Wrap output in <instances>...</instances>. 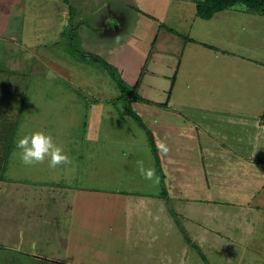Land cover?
<instances>
[{
	"label": "rangeland",
	"instance_id": "1",
	"mask_svg": "<svg viewBox=\"0 0 264 264\" xmlns=\"http://www.w3.org/2000/svg\"><path fill=\"white\" fill-rule=\"evenodd\" d=\"M185 2L0 0V133L5 123L17 125L5 171L9 181L0 182V264H62L36 257L56 253L59 245L51 238L59 236L64 227L55 215L45 217L48 222L38 221L42 211L36 201L38 191L62 186L130 189L140 184L136 160L142 159L146 168L156 170L146 132L130 116L120 117L124 108L110 76L97 63L79 60V55H97L113 66L117 60L124 61L146 72L148 79L137 87V94L145 98L161 102L168 95L184 98L189 93L183 82L188 85L198 77L208 81L209 75L205 73L206 79L204 72L192 76L189 58L185 63L182 60L180 69L177 50L161 53L155 48L171 30L179 34L181 38L174 37L181 43L186 38L203 40L190 30V24L201 23V19ZM135 104L132 109L153 140L166 135L170 145L171 131L158 128L155 118L166 113L169 119L175 116L179 122L185 121L166 104ZM35 131L50 135L71 163L51 169L46 158L44 164L23 165L16 141ZM40 204L44 206L45 201ZM100 245L110 244L106 238ZM117 246L123 252V244ZM114 247L107 248L98 264H124ZM258 249L256 246V264H264Z\"/></svg>",
	"mask_w": 264,
	"mask_h": 264
},
{
	"label": "crops",
	"instance_id": "2",
	"mask_svg": "<svg viewBox=\"0 0 264 264\" xmlns=\"http://www.w3.org/2000/svg\"><path fill=\"white\" fill-rule=\"evenodd\" d=\"M196 2H185L195 14ZM200 19L190 30L203 40L181 43L171 30L155 50H177L178 68L189 58L191 75L204 72L209 80L183 82L184 98L168 95L161 102L139 95L135 101L166 104L185 121L166 113L155 118L158 128L171 131L170 145L166 135L154 141L156 148L161 140L171 147L166 155L157 150L163 182L139 177L130 189L38 191V221L55 215L64 227L51 238L56 253L37 258L98 264L113 245L124 264H256V246L264 256V16L236 5ZM115 62L137 92L147 73ZM106 238L110 245L98 246Z\"/></svg>",
	"mask_w": 264,
	"mask_h": 264
},
{
	"label": "trees",
	"instance_id": "3",
	"mask_svg": "<svg viewBox=\"0 0 264 264\" xmlns=\"http://www.w3.org/2000/svg\"><path fill=\"white\" fill-rule=\"evenodd\" d=\"M238 4L244 5L248 10L264 16V0H197L196 15L207 20L210 19L215 13ZM79 57V60L82 62L97 63L110 76L111 80L114 82L117 90L119 91V98L124 108L120 112V117L130 116L138 124V126L146 132L148 143L155 158L158 177L160 181L163 182L164 176L157 157V148L153 137L142 122L140 116L132 109L133 101L142 100L136 92V86L129 85L127 82H125L118 69L99 56L88 53H80ZM16 131V124L5 123L0 133V142L3 143V155L0 157V182L9 181V178L5 176V171L8 159L13 150ZM202 259L204 260V257H202Z\"/></svg>",
	"mask_w": 264,
	"mask_h": 264
},
{
	"label": "clouds",
	"instance_id": "4",
	"mask_svg": "<svg viewBox=\"0 0 264 264\" xmlns=\"http://www.w3.org/2000/svg\"><path fill=\"white\" fill-rule=\"evenodd\" d=\"M51 75V73H49ZM16 148L19 150V158L23 165L33 166L44 164L48 158V167L55 169L61 164H70V157L64 150L53 143L50 135H45L41 131H35L26 134L16 141ZM157 150L162 154H167L169 151L166 143L161 140L157 145ZM137 173L145 180L159 182V177L156 174L154 167H145V162L142 159L135 161Z\"/></svg>",
	"mask_w": 264,
	"mask_h": 264
}]
</instances>
